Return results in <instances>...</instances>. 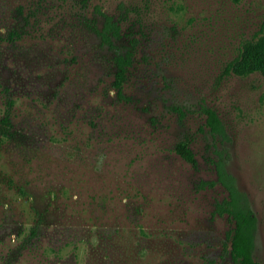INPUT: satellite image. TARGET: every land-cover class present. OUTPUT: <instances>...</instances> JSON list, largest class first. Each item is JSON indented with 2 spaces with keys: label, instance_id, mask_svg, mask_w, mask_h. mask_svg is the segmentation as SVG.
Here are the masks:
<instances>
[{
  "label": "rangeland",
  "instance_id": "rangeland-1",
  "mask_svg": "<svg viewBox=\"0 0 264 264\" xmlns=\"http://www.w3.org/2000/svg\"><path fill=\"white\" fill-rule=\"evenodd\" d=\"M263 22L264 0H0V264H234L213 158L257 215L264 264V73L225 72Z\"/></svg>",
  "mask_w": 264,
  "mask_h": 264
},
{
  "label": "trees",
  "instance_id": "trees-1",
  "mask_svg": "<svg viewBox=\"0 0 264 264\" xmlns=\"http://www.w3.org/2000/svg\"><path fill=\"white\" fill-rule=\"evenodd\" d=\"M102 13V11H101ZM105 23L100 30L102 40L110 47H115L117 40L121 37V25L115 20L114 16L104 12ZM22 33L14 31L11 33V39L20 37ZM118 67L114 88L121 94L125 89V84L135 62L133 51L127 53H118L115 57ZM226 73L238 75H248L254 72L264 73V22L260 31L250 39L242 42L239 54L229 61L225 67ZM13 101L9 103V109L6 115L1 119L2 124L6 126V131L12 128V106ZM203 112L206 115V125L210 131L223 138L228 137V131L225 122L219 112L212 106L204 105ZM176 151L186 160L197 164L195 152L191 146L190 140H181L177 143ZM218 171V181L221 182L229 191V196L223 201L216 203L215 212L219 215H229L234 221V227L228 233L231 241L230 254L234 264H263L255 258L256 232L258 229V218L250 207L248 197L237 187L235 176L229 173L223 159L214 160ZM217 181H202L201 185H214Z\"/></svg>",
  "mask_w": 264,
  "mask_h": 264
}]
</instances>
